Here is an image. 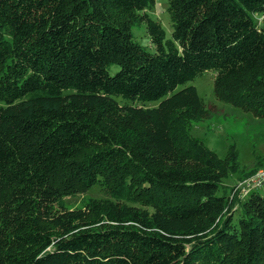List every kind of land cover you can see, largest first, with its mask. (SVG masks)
<instances>
[{
  "label": "trees",
  "instance_id": "trees-1",
  "mask_svg": "<svg viewBox=\"0 0 264 264\" xmlns=\"http://www.w3.org/2000/svg\"><path fill=\"white\" fill-rule=\"evenodd\" d=\"M155 2L0 0V264H264V197L227 192L238 150L195 138L204 102L176 91L214 71L264 116V0H168L170 39Z\"/></svg>",
  "mask_w": 264,
  "mask_h": 264
},
{
  "label": "rangeland",
  "instance_id": "rangeland-1",
  "mask_svg": "<svg viewBox=\"0 0 264 264\" xmlns=\"http://www.w3.org/2000/svg\"><path fill=\"white\" fill-rule=\"evenodd\" d=\"M150 14L158 20L166 31L167 39L172 37L173 28L168 14V0H156ZM136 41L154 52L146 25L139 24L133 29ZM7 38H9L7 36ZM119 70L118 66H111L109 72L114 75ZM216 73L207 71L194 81L179 86V91L187 86H195L204 102L206 117L203 121L195 122L192 135L202 140L207 147L215 151L219 157L225 158L231 150H238L241 170L232 175L226 182L227 192L237 184L236 190L242 188L246 197L254 191H259L264 197V186L249 190L243 189L245 184L252 181L260 170H264V116L255 115L235 104L224 101L215 92ZM161 101L149 102L147 107H158ZM100 190L96 187L77 197L68 198L69 207H81L84 201L90 198H100ZM240 211L236 212V218Z\"/></svg>",
  "mask_w": 264,
  "mask_h": 264
},
{
  "label": "built area",
  "instance_id": "built-area-1",
  "mask_svg": "<svg viewBox=\"0 0 264 264\" xmlns=\"http://www.w3.org/2000/svg\"><path fill=\"white\" fill-rule=\"evenodd\" d=\"M253 186L259 189L264 186V170H260L252 181H249L245 184L243 189L249 190ZM238 189H239L238 191L241 194L242 192L245 193V191H243L242 188L238 187Z\"/></svg>",
  "mask_w": 264,
  "mask_h": 264
}]
</instances>
